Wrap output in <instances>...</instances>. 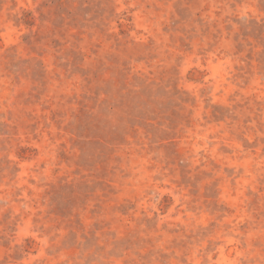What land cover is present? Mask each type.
Wrapping results in <instances>:
<instances>
[{"label": "rangeland", "instance_id": "374dc122", "mask_svg": "<svg viewBox=\"0 0 264 264\" xmlns=\"http://www.w3.org/2000/svg\"><path fill=\"white\" fill-rule=\"evenodd\" d=\"M0 264H264V0H0Z\"/></svg>", "mask_w": 264, "mask_h": 264}]
</instances>
